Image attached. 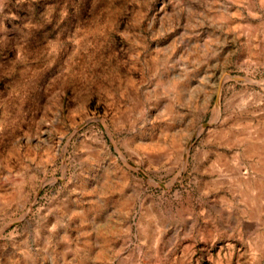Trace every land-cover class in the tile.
Returning a JSON list of instances; mask_svg holds the SVG:
<instances>
[{
    "label": "rangeland",
    "instance_id": "1",
    "mask_svg": "<svg viewBox=\"0 0 264 264\" xmlns=\"http://www.w3.org/2000/svg\"><path fill=\"white\" fill-rule=\"evenodd\" d=\"M0 264H264V0H0Z\"/></svg>",
    "mask_w": 264,
    "mask_h": 264
}]
</instances>
